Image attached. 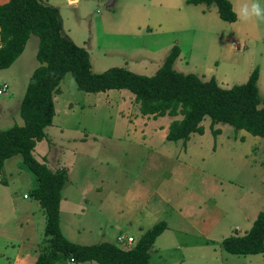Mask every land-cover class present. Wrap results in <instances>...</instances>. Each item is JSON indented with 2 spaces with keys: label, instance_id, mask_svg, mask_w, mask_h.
Returning <instances> with one entry per match:
<instances>
[{
  "label": "rangeland",
  "instance_id": "1",
  "mask_svg": "<svg viewBox=\"0 0 264 264\" xmlns=\"http://www.w3.org/2000/svg\"><path fill=\"white\" fill-rule=\"evenodd\" d=\"M41 1L58 9L63 34L87 49L95 72L119 66L152 75L177 44V70L202 80L214 76L222 87L244 83L258 68L264 100V21L228 22L215 4L187 0ZM230 1L236 9L248 2ZM38 45L31 34L16 61L0 69V131L24 123L20 106L41 64ZM55 109L33 156L68 170L60 203L68 239L127 248L166 220L150 248L151 264H264V253L231 254L222 245L223 238L248 231L246 216L253 223L264 210V137L229 124L212 127L206 117L203 134H191L186 144L170 141L169 125L181 116L143 115L129 90L86 92L70 72L55 93ZM37 186L20 154L4 161L0 264H25L27 253L39 255L47 246L46 214L32 194ZM120 235L134 241L121 243Z\"/></svg>",
  "mask_w": 264,
  "mask_h": 264
},
{
  "label": "trees",
  "instance_id": "2",
  "mask_svg": "<svg viewBox=\"0 0 264 264\" xmlns=\"http://www.w3.org/2000/svg\"><path fill=\"white\" fill-rule=\"evenodd\" d=\"M191 4H215L221 19L234 22L230 0H187ZM31 34H37V59L41 63L32 72L23 96L20 114L24 123L0 131V174L4 161L20 154L35 174L38 186L33 196L46 214L47 246L33 264H56L60 259L75 263L95 261L98 264H151L150 248L165 231L161 220L147 229L131 247L123 248L110 241L92 244L68 239L60 226L62 189L69 178L67 168L51 169L33 156L38 141L56 113L55 93L70 72L79 89L101 92L125 89L132 92L143 115L181 116L171 121L166 138L186 144L193 133H204L202 121L208 117L211 126L229 124L264 137V100L258 88L259 70L255 68L247 81L222 87L213 76L202 80L192 72L174 67L180 54L176 44L162 66L152 75L139 74L125 67L113 66L102 72L92 69L90 54L63 34L59 11L41 0H8L0 4V69L10 67L22 54ZM220 132L215 129L214 134ZM231 254L264 252V210L243 235L233 234L222 240Z\"/></svg>",
  "mask_w": 264,
  "mask_h": 264
},
{
  "label": "clouds",
  "instance_id": "3",
  "mask_svg": "<svg viewBox=\"0 0 264 264\" xmlns=\"http://www.w3.org/2000/svg\"><path fill=\"white\" fill-rule=\"evenodd\" d=\"M233 13L241 22H247L253 18L257 21H264V0H248L238 9L234 8Z\"/></svg>",
  "mask_w": 264,
  "mask_h": 264
},
{
  "label": "crops",
  "instance_id": "4",
  "mask_svg": "<svg viewBox=\"0 0 264 264\" xmlns=\"http://www.w3.org/2000/svg\"><path fill=\"white\" fill-rule=\"evenodd\" d=\"M0 1H4V0H0ZM6 1H8V0H6ZM6 1H4V2H6ZM4 2H1V3H4ZM1 3H0V4H1ZM4 85H7V84L4 83L2 89H3V90H6V89H4ZM7 87H8V86H7ZM257 214H258V213H257ZM256 216H257V215H256ZM256 216L253 218V220H255ZM245 218H246V220L248 221V223L251 222V223L249 224V229H250L253 223H252L251 219H250L248 216H246ZM165 221H166V220H165ZM158 222H159V221H158ZM253 222H254V221H253ZM156 223H157V222H156ZM166 223H167V222H166ZM152 226H153V225H152ZM152 226H151V227H152ZM167 226H168V225H167ZM148 229H149V228H148ZM238 229H239V227L237 226V227L235 228V230H238ZM249 229H248V230H249ZM146 230H147V229H146ZM146 230H145V231H146ZM145 231H144V232H145ZM144 232H143V233H144ZM143 233H142V234H143ZM223 239H224V238H223ZM263 253H264V252H263ZM37 257H38V254H37V255H33V253H31V252H30V253H27V254H26V263H25V264H33V263L36 261ZM70 262H71V260H70ZM72 262H73V261H72ZM82 263L85 264V263H88V261H86V262H82ZM56 264H57V263H56Z\"/></svg>",
  "mask_w": 264,
  "mask_h": 264
},
{
  "label": "built area",
  "instance_id": "5",
  "mask_svg": "<svg viewBox=\"0 0 264 264\" xmlns=\"http://www.w3.org/2000/svg\"><path fill=\"white\" fill-rule=\"evenodd\" d=\"M7 88V85H4V89ZM118 241L124 244H131L134 241L132 236L124 237L122 235L118 236Z\"/></svg>",
  "mask_w": 264,
  "mask_h": 264
}]
</instances>
